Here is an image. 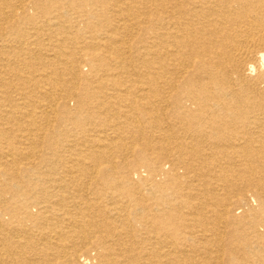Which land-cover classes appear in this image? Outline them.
<instances>
[{
    "label": "bare ground",
    "instance_id": "bare-ground-1",
    "mask_svg": "<svg viewBox=\"0 0 264 264\" xmlns=\"http://www.w3.org/2000/svg\"><path fill=\"white\" fill-rule=\"evenodd\" d=\"M0 264H264V0H0Z\"/></svg>",
    "mask_w": 264,
    "mask_h": 264
},
{
    "label": "rangeland",
    "instance_id": "rangeland-1",
    "mask_svg": "<svg viewBox=\"0 0 264 264\" xmlns=\"http://www.w3.org/2000/svg\"><path fill=\"white\" fill-rule=\"evenodd\" d=\"M31 15H33L34 14V12H32V13H30ZM81 25V24H80ZM41 39H45V37H43V38H41ZM42 41V40H41ZM35 46V45H34ZM81 67H82V71L83 72H86L87 71V67H83V65H81ZM13 94V93H12ZM71 103V102H70ZM72 104V103H71ZM20 124H22V122H20ZM25 128V127H24ZM18 129L17 128H15V127H13V129L10 131L9 130V133H11L12 134V137H13V135L14 134H20L18 131H17ZM18 143V142H17ZM19 144V143H18ZM58 165V164H57ZM61 165V164H60ZM59 166V165H58ZM62 166V165H61ZM91 255H93V253H90Z\"/></svg>",
    "mask_w": 264,
    "mask_h": 264
}]
</instances>
